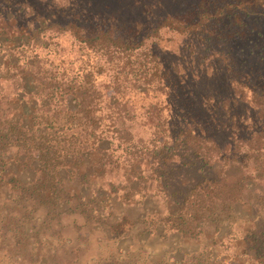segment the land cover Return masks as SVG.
<instances>
[{"label":"trees","instance_id":"16d2710c","mask_svg":"<svg viewBox=\"0 0 264 264\" xmlns=\"http://www.w3.org/2000/svg\"><path fill=\"white\" fill-rule=\"evenodd\" d=\"M211 4L216 5L213 15ZM195 15L165 16L160 25L171 27L175 23L178 26L174 29L179 33H191L195 42H201L204 51H209V57L213 54L216 58L224 57L222 60L226 63L223 62V68L220 65L218 71L226 76L223 82L225 94L218 99L214 94L205 95L206 91L202 90L199 103L205 104L204 109L195 108L198 103L192 104L196 96L191 91L186 93L185 90L190 89L185 75L174 79L165 69L159 75L157 71L147 76L144 70V75L140 73L136 79L139 64L134 67L138 58L135 52L142 40L137 38L135 30H124L115 24L102 26L107 21L84 28L78 15H73L64 27L73 38L96 47L107 62L110 59L114 63L111 87L114 97L107 101L111 107L131 93L142 96L152 89V92L164 94L170 112L168 116L150 106L152 110L145 111L147 116L142 115L147 119L142 124L144 127L148 123L146 128L137 132L129 124L127 128H118L120 136L115 137L125 141L127 148L138 149L132 152L133 161L129 167L133 174L129 176V173L126 180L129 183L132 180L160 183L168 203L175 206L160 222L163 227L175 230L183 238L198 239L210 228L217 233L227 224L230 229L234 221L241 219L235 214L238 205L254 208L248 218L253 222L252 227L235 238L243 243V249L230 260L233 262L239 257L244 264H264V215L260 210L264 207V194L253 193L250 186L252 181H264V0H200ZM6 35L8 37L3 40L10 43H16L15 38L22 37L16 31ZM229 41L240 45L241 56L234 53L232 58L227 54V47L223 50ZM19 59L9 61L0 76L7 81L12 79L13 88L19 93L10 100L6 96L0 97V208L10 210L0 221L17 219L27 223L43 217L42 222H48L72 213L71 216L85 221L98 217L96 221L104 223L101 204L105 196L97 191L99 198L90 200L83 190L71 194L65 188V181L67 175L68 180L73 176L80 185L86 186L87 173L73 169L81 166L91 153L104 158L107 150L100 149V142L113 143V135L108 137L99 131L97 123L101 119L94 117L95 112L108 107L100 106L98 101L95 103L98 98L88 94L96 93L94 83L83 91L73 85L75 83H68V89L58 90L59 82L53 74L43 72L37 78L39 68L36 72L31 71L29 62L22 68L17 67ZM197 59L198 55L190 61L197 65ZM65 93L73 98L76 94L85 95L69 110L70 125L67 127L60 125V120L58 122L61 113L57 106L60 101L65 103ZM246 93L251 95L250 102L245 100ZM25 98L34 104L30 113L4 114L12 104ZM122 104L126 123L136 119L135 110L129 113L127 109H133L134 100ZM65 115L66 112L62 113ZM115 116L109 123L113 128L118 127L116 119L120 117ZM143 163L150 167L147 176L141 169ZM103 164L100 167L104 170ZM216 164L219 166L214 167ZM184 172L190 178L186 179ZM108 185L113 187L114 183L109 181ZM15 208L23 212L17 214ZM123 224V221L108 224L109 233L114 237L121 236ZM202 251L191 257L190 264H210L211 257L206 248ZM155 264L187 263L180 259L174 263L159 261Z\"/></svg>","mask_w":264,"mask_h":264},{"label":"rangeland","instance_id":"374dc122","mask_svg":"<svg viewBox=\"0 0 264 264\" xmlns=\"http://www.w3.org/2000/svg\"><path fill=\"white\" fill-rule=\"evenodd\" d=\"M199 3L200 0H0V43H3L0 46V76L3 74L2 68L9 61L15 62L18 57L20 64L17 67L22 68L25 62H29L32 64L29 66L31 71L36 72L39 68L37 78L43 72L53 74L59 82L58 90L68 89V83H75L73 85L83 91L91 86V82L94 83L96 93L88 94L98 98L95 103L98 101L100 106L108 107L94 113L95 119H101L97 126L99 131L105 132L108 137L113 135L112 144L108 141L98 144L100 149L107 150L104 158L95 152L91 153L81 166L73 169L81 174L87 173L89 181L86 186L80 185L73 176L68 180L67 175L65 181V188L71 194L83 190L90 200H95L99 198L96 192L100 191L106 197L101 204V208H104L101 215L104 223H98V217L85 221L83 218L71 216L72 213L58 216L48 222H42L43 217L27 223H21L17 219L0 221V264H155L159 261L174 263L180 259L190 264L191 257L203 252L204 248L211 257L210 264H244L243 259L239 257L233 262L230 259L243 249V243L235 238L242 236L252 227L253 222L248 218L254 208L238 205L235 214L241 219L234 221L230 229L224 224L220 232L214 233L210 228L198 239L183 238L180 233L167 226L163 227L160 223L166 217L167 211L175 208L168 203L160 183L149 180L142 183L132 180L129 183L126 180L129 173V176L133 174L129 167L133 161L132 152L138 149L127 148L125 141L116 140L120 136L118 128H127L130 124L133 131L141 132V129L148 126V123L142 126L143 122L147 121L142 115H146V109L152 110L150 106L168 116L170 112L167 110L164 94L152 92V89L142 96L131 93L129 97L120 98L116 106L111 107L107 101L114 97L111 90L114 63L110 62V59L107 62L96 47L92 48L73 38L70 31L64 27L72 20L73 15H78L84 28H93L107 21L102 26L115 24L124 30H135L137 38L142 40L135 52L138 58L134 67L137 68L139 64L136 79L140 73L144 75V70L147 71V76L157 71L159 75L165 69H168L167 73L173 74L174 79L185 75L184 80L190 89L185 90L186 93L191 91L196 96L192 104L198 103L195 108L204 109L205 104L199 103L202 90L206 91L205 95L214 94V98L218 99L223 98L221 95L225 94L223 82L226 76L222 71H218L219 66L223 68L226 63L222 60L224 57L220 58L218 55L216 58L217 55L213 53L216 57H209L210 53L208 50L204 51L203 44L195 42L191 33L177 32L174 27L178 25L175 23L172 24L173 28L160 25L165 16H197L195 14ZM215 6L210 5L212 15ZM222 29L225 28L222 26ZM9 31L19 32L21 39L16 37V43L4 41L3 38L8 37L6 33L9 34ZM226 47L230 57L234 58V53L241 56L240 45H233L232 41H229L224 51ZM8 49L12 50V53H9ZM197 55L195 65L190 59L196 58ZM37 80L38 83L39 79ZM213 90L216 92L213 93ZM15 94L19 95L13 88L12 79L7 81L0 78V97L6 96L10 100ZM65 94V103L60 101L57 106L60 107L61 113L58 122L60 120V125L67 127L71 109L85 95L75 93L73 98L68 96V93ZM249 98L250 93H246L245 100L250 102ZM132 100L135 104H131L133 109L126 107L129 113L135 110L136 119L126 123L121 105L123 101L130 103ZM33 106L31 99L25 98L18 104H12L11 109L4 114L19 116L25 111L30 113ZM3 107L5 108L4 105ZM65 112L64 117L62 113ZM115 115L120 117L116 119L118 127L113 128L109 123L114 120ZM64 118L67 120H63ZM227 134L226 132V138ZM221 138L223 141V137ZM118 142L120 146H117ZM101 163L105 165L104 170L100 167ZM218 166L219 164L214 165ZM148 168L149 165L143 163L141 169L146 176L149 174ZM66 170L68 174V167ZM183 176L190 178L186 172ZM109 181L114 183L113 187L108 185ZM250 186L253 193L264 194V181H252ZM8 210L0 208V220L8 214ZM14 210L17 214L23 212L19 208ZM260 210L264 215V207ZM113 221L124 222V233L119 237L109 233L108 224Z\"/></svg>","mask_w":264,"mask_h":264}]
</instances>
